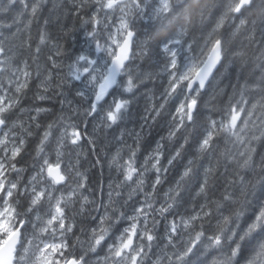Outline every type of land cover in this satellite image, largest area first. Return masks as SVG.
I'll return each mask as SVG.
<instances>
[{
	"label": "snow or ice",
	"instance_id": "6c2138e0",
	"mask_svg": "<svg viewBox=\"0 0 264 264\" xmlns=\"http://www.w3.org/2000/svg\"><path fill=\"white\" fill-rule=\"evenodd\" d=\"M8 2L9 4L19 2L23 5L17 17L18 20L25 12L30 17L25 23V29L29 30L28 36L21 42V47L30 49L32 47L31 18L36 17L41 0H33L30 11L28 0H8ZM73 3L77 13L88 7L94 8L87 19H82V26L87 25L90 29L85 30L87 48L82 49L69 65L71 79L84 83V90L77 93L88 99V108L84 110V115L94 116L103 111L104 115L100 119L106 127H112L123 119L131 101L114 98L105 111L103 105L106 97L122 86L120 78L125 75L128 78L123 84V90L132 92L136 83L130 75L128 64L136 56H147L154 46L163 44V51L169 57L165 67V71L169 73V79L163 93L164 101L167 103L173 96H183L172 116L169 140L176 138L177 134L187 129L189 125H195L198 110L197 98L210 83V78H214L217 66L221 65L226 58L228 45L244 32L248 33L245 38L250 43L255 41L257 30L260 32L261 40L264 41V0H212L211 5L209 0H153L156 7H153V3H149V0H73ZM210 7L219 12L215 27L205 38L199 52L183 57L181 64L178 62L177 50L181 42L172 40L170 37L173 34L183 36L187 27L191 26L198 16L203 19ZM117 13H119L118 16ZM144 16L148 17L150 25L141 39L140 35L133 31V21L136 17ZM109 20L116 23L110 25L107 23ZM229 20L239 21L232 26L230 32L225 28ZM47 23L48 21H45V25ZM177 25L179 31L174 33ZM15 36L14 33L13 37ZM47 43H49L48 34L41 29L39 41L32 56L34 62L39 59L41 46ZM56 47L59 48L58 45ZM189 50L194 51L191 46ZM9 51L10 49L6 48L4 41L0 39V153H2L0 155V264H89V253H96L97 249L106 243L111 230L124 219L128 221V224L115 237L113 243L108 244V254L103 258V264H190L191 257L196 255L205 241H207L206 247L213 249H222L225 242L234 244L235 247L230 248L229 254L213 262V264H232L233 258L241 252V241H245L246 237L257 229L264 230V205L260 207L243 233L228 227L238 220L243 212L237 210L231 216L224 215L225 202H234L232 194L225 193L221 200H206L199 206L198 211L194 210L192 214L181 215L168 221L165 248L169 246L176 248L174 238L177 235L183 238V234L187 233V238L184 240L182 250L177 249L171 254L163 252L152 260L150 254L155 255L153 242L158 238L154 234L158 223L155 217L156 215L164 217L176 205L181 182L193 173V160H189L180 179L176 182V188H170L165 193L166 203L161 204L159 208L155 207L154 194L157 185L162 182L161 173L168 170L161 164V157L164 155L163 145L157 142L156 147L145 157L144 164L141 166L142 170L136 166L135 160L138 144L135 149L129 146L128 159L123 163L120 162L119 151L112 158L111 163L123 175L116 189L125 186H129L130 189L124 203L127 204L137 193H142L144 196L140 205L134 208L133 214L129 216L116 207L122 195L119 190L109 191L108 203H102L95 209L99 211L102 207L104 212L98 218H92L96 226L90 229L88 240L82 241L79 236L71 240V237L75 235V216L83 214L85 205L95 204V201L89 200L87 196H81L80 192L84 188L87 177L79 171H75V176L80 178V182L70 191L55 195V192L59 191L57 186H63L74 171V166L62 169L60 158L66 142L78 145L87 133L80 130L78 125L66 122L63 116L58 121L47 124L35 149L34 159L41 158L42 163L39 164L38 170L26 182L24 181L22 173L25 169L17 167V157L24 151L27 138L34 135L33 124L26 125L19 118L10 121V116L17 109L20 113L33 111L35 115L29 119L35 124V128L39 129L41 125L36 123L37 118L41 113L50 112L51 109L20 107L25 90L31 82L32 72L29 70L27 60L22 62V66L15 65L12 57L8 56ZM55 55L59 56L61 52L58 50ZM234 55L242 56L243 53H234ZM261 58H264V49L261 51ZM48 59L52 62L53 69L60 67L53 57L50 56ZM40 76L41 68L37 64L36 77L39 79ZM51 79L52 72L49 70L38 86L44 93L48 92V83ZM4 81H7V87ZM253 90L258 93L255 97L247 95ZM86 92L88 96L85 95ZM48 98L46 95L37 96L39 100ZM163 108L164 104H161L159 108L154 107L155 116L151 118L155 120L161 114L160 109ZM58 126L57 162L53 164L47 158L46 148ZM136 138L139 140V133ZM220 138H223L226 144L231 143L239 149L233 153L225 148L220 153L226 165L234 163L240 171L245 172L255 170L256 167L264 171V156L257 164L254 159L256 148L253 147L254 142L264 140V76L252 88L247 84L242 85L239 90V99H235L234 103L230 98L225 118L219 122L210 121L206 132L198 140L197 153L204 155L211 152L215 141ZM89 143L93 141L89 140ZM188 143L189 136L185 135L183 143L168 158V165H172L182 155ZM219 163L218 158L217 167ZM149 172L155 173V179L151 184L152 190L145 192V177ZM214 172L215 167L211 165L205 169L197 195H207L209 181ZM244 182V176L239 175V183L243 185ZM109 187L111 188V185ZM77 199L80 201L79 212L74 213L72 208L77 203ZM22 200L26 202V207L22 205ZM45 203L47 210L41 214ZM22 207L23 211L20 210ZM109 209H111L110 212ZM33 212L36 213L35 222L24 219ZM214 213L221 219L217 221L214 234L206 235L204 224ZM29 224L32 227L30 234L27 231ZM80 231L85 232V229L81 228ZM78 245L79 251H77ZM248 264H264V241L258 243L252 250Z\"/></svg>",
	"mask_w": 264,
	"mask_h": 264
},
{
	"label": "trees",
	"instance_id": "16d2710c",
	"mask_svg": "<svg viewBox=\"0 0 264 264\" xmlns=\"http://www.w3.org/2000/svg\"><path fill=\"white\" fill-rule=\"evenodd\" d=\"M32 2L33 0H28L29 11ZM149 3H153V0H149ZM209 3L211 5L212 0H209ZM156 6L153 3V7ZM22 9L23 5L19 2L9 4L8 0H0V39L4 41L6 48L10 49L8 56L12 57L13 63L22 66V62L27 60L30 66L29 70L32 72L31 82L28 89L25 90L20 107L26 109H35L37 107L51 109L50 112L41 113L37 118L36 123L41 125L39 129H36L35 124L29 119L35 115L33 111L20 113L17 109L10 116V121L19 118L26 125L29 123L33 124L32 131L34 135L27 138L24 151L17 157V167L25 169L22 173L24 181L26 182L38 170L39 164L42 163L41 158L34 159L35 149L47 124L58 121L63 116L66 122L78 125L80 130L87 133V136L78 145L66 142L65 147L62 149L63 155L60 158L62 169L74 166V171L63 186H57L59 191L55 192V195H59L60 192L66 193L72 187H75L80 182V178L75 176V171H79L87 177L84 181V188L80 192L81 196H87L89 200L95 201V204L85 205L83 214L75 216V235L71 237V240H75L76 236H79L82 241L88 240L90 229L96 226V222L92 218H98L104 212L102 207L99 208V211L95 209L102 203H108L109 191L119 190L122 195L116 207H119L121 211H124L129 216L133 214L134 208L140 205L144 196L142 193H137L127 204L124 203L127 200L130 189L129 186L116 189V185L123 179V175L111 161L118 151L121 157L120 162L126 161L130 152L129 146L135 149L138 144L135 160L136 166L142 170L141 166L144 164L145 157L152 152L157 142L163 145L164 155L161 157V164L166 166L168 170L161 173L162 182L157 185L154 194L155 207L159 208L161 204L166 203L165 193L170 188H176V182L180 179V175L189 160H193V173L181 182L179 187L180 195L176 205L164 217L156 215L155 218L158 223L154 234L158 238L153 242L155 255L150 254V258L154 260L157 255H162L163 252L171 254L177 249L182 250L187 233L183 234V238L180 235L174 238L176 248L171 246L165 248L168 221L181 215L192 214L194 210L198 211L199 206L205 203L206 200H221L225 193H231L234 202H225L224 215L231 216L237 210L243 212V215L228 227L235 228L237 232L243 233L247 225L255 218L260 207L264 205V171L256 167L255 170L245 172L240 171L234 163L226 165L223 158L220 157V153L225 148L230 149L233 153H236L239 149L231 143L226 144L223 138L216 140L213 150L207 154H198L196 148L198 140L206 132L210 121L216 120L219 122L225 118L230 98H232V102L233 99L234 101L239 99L240 87L247 84L252 88L259 82L260 76H264V58H261L264 41L261 40L259 30L256 31L255 41L251 43L245 38L248 33L244 32L228 45L226 58L214 74V78H211L210 83L207 84L197 98L198 110L195 125H189L187 129L181 130L176 138L169 140L168 133L172 127V116L175 114L176 106L183 99V96H173L168 99L167 103L164 101L163 93L168 86L169 79V73L165 71V67L169 57L163 51V44L158 47L154 46L147 56H136L128 64L130 75L133 76L136 87L132 92H124L123 84L128 77L127 75L123 76L120 78L122 86L112 91V94L106 98L103 107L106 111L114 98L116 100L127 99L131 103L123 119L112 127H106L100 119L104 115L103 111L94 116L84 115V110L88 108V99L77 95L78 91L84 90V83L72 80L69 75V65L73 63L75 56L82 49L87 48L85 30L88 29V26H82V19H87L91 12L94 11V8L88 7L77 13L73 0H41L36 17L31 18L30 34L32 47L30 49L21 47V42L27 38L29 33V30L25 29V23L30 18L28 13L25 12L19 20L17 19ZM118 15L119 13H117ZM218 15L219 12L215 8L210 7L203 19L198 16L192 25L187 27L183 36L173 34L170 37L172 40H180L181 42L177 48L179 53L178 62L182 64L183 57L192 56L199 52L205 38L215 27ZM45 21H48L47 25H45ZM107 23L114 25L116 21L109 20ZM238 23V20H229L226 22L225 28L230 32L232 26ZM133 24V30L142 39L143 33L149 30L150 22L148 17H136ZM249 28H251V25H249ZM41 29L47 32L49 43L41 46L39 59L34 62L32 56L39 41ZM68 29L74 30L67 31ZM178 31L179 26L177 25L174 33ZM14 33L16 34L15 37H13ZM189 46L194 51H190ZM58 50L61 55L56 56L55 53ZM135 50L138 51V49ZM234 53H243V55L236 56ZM50 56L59 63V68H52V62L48 59ZM37 64L41 68L39 79L36 77ZM49 70L52 72V79L48 83V92L44 93L43 89L38 86ZM4 84L7 87V81H4ZM257 94L254 90L247 93L250 97H255ZM38 95H46L49 98L39 100L37 99ZM85 95L88 96V92ZM161 104H164V108L160 109L161 114L153 120L151 118L155 116L153 108H159ZM130 133L132 134L130 135ZM137 133H139V140L136 138ZM58 135L59 126L46 148V155L50 163L57 162L56 136ZM185 135L189 136V143L185 145L182 155L172 165H168V158L183 143ZM162 137L164 139H161ZM89 140L93 141V143H89ZM253 147L256 148L254 159L259 164L261 161L260 156H264V140L254 142ZM218 158L220 163L217 167ZM210 165L215 167V172L209 181L207 195H197L199 185L204 178L205 169ZM238 172L239 175L244 176L245 182L243 185L239 183ZM145 179L144 191L150 192L155 173H147ZM110 185L111 188L109 187ZM22 205L26 207V202L23 200ZM79 207L80 201L77 199L72 212L78 213ZM212 207L214 208V205ZM20 210L23 211V207ZM46 210L47 204L45 203L41 209V214ZM110 211L111 209H109ZM35 215L36 213L33 212L24 217V219L35 222ZM219 219L221 217L214 213L210 220L205 222L206 235L214 234ZM127 224L128 221L126 219L122 220L111 230L106 243L98 248L96 253H89V264H97L98 261L99 264H103V258L108 254V244L113 243L115 237L119 235V232ZM149 226L151 227V220ZM81 228H84L85 232H81ZM27 231L29 234L31 233L29 232L32 231L31 224L28 225ZM261 241H264V230L257 229L256 232L247 236L245 241H241V252L233 258L232 264H248L252 250ZM206 244L207 241L201 245L196 255L191 257L190 264H213L214 260L223 259L225 255L229 254L230 248L235 247L231 242H225L222 249L208 248ZM77 251H79V245L77 246Z\"/></svg>",
	"mask_w": 264,
	"mask_h": 264
},
{
	"label": "bare ground",
	"instance_id": "6f19581e",
	"mask_svg": "<svg viewBox=\"0 0 264 264\" xmlns=\"http://www.w3.org/2000/svg\"><path fill=\"white\" fill-rule=\"evenodd\" d=\"M135 31V30H134ZM242 67V66H241ZM243 67H244V65H243ZM254 67V66H253ZM243 69V68H242ZM236 70V69H235ZM233 71V70H232ZM243 71V70H242ZM217 72V71H216ZM244 73V72H243ZM236 74V73H235ZM250 74V73H249ZM261 74V73H260ZM240 75V74H239ZM259 76V75H258ZM232 78V77H231ZM241 78V77H240ZM255 78V77H254ZM260 78H261V76H260ZM237 79V78H236ZM246 79V78H245ZM236 81V80H235ZM239 82V81H238ZM242 82V81H241ZM255 83H256V81H255ZM243 84V83H242ZM234 85V84H233ZM252 85H254V84H252ZM251 85V86H252ZM250 86V85H249ZM234 87V86H233ZM251 88V87H250ZM233 102H234V99H233ZM109 104V103H108ZM108 104H106V105H108ZM107 107V106H106ZM132 133H130V135H131ZM101 153V152H100ZM258 153V152H257ZM261 153V152H260ZM257 157H258V155H257ZM260 157H262V156H260ZM260 159V158H259ZM32 160V159H31ZM124 160V159H123ZM261 160V159H260ZM124 161H122V163H123ZM261 179V178H260ZM29 232H31V231H29Z\"/></svg>",
	"mask_w": 264,
	"mask_h": 264
},
{
	"label": "water",
	"instance_id": "95a60500",
	"mask_svg": "<svg viewBox=\"0 0 264 264\" xmlns=\"http://www.w3.org/2000/svg\"><path fill=\"white\" fill-rule=\"evenodd\" d=\"M219 66H220V65L217 66V70H218ZM217 70H216V71H217ZM216 71H215V73H216ZM215 73H214V74H215ZM210 79H211V78H210Z\"/></svg>",
	"mask_w": 264,
	"mask_h": 264
}]
</instances>
